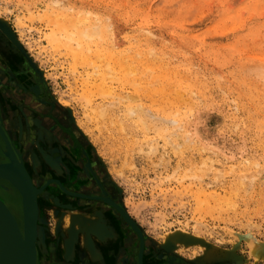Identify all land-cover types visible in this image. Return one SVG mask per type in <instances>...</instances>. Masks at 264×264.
I'll list each match as a JSON object with an SVG mask.
<instances>
[{"label":"rangeland","instance_id":"rangeland-1","mask_svg":"<svg viewBox=\"0 0 264 264\" xmlns=\"http://www.w3.org/2000/svg\"><path fill=\"white\" fill-rule=\"evenodd\" d=\"M55 1L62 7L57 9ZM71 11L86 14L91 27L94 20L92 28L101 27H97L98 37L106 46L102 51L111 56L118 50L120 58L124 56L121 61L101 58L98 53L103 52H96L98 47L93 45L95 60L81 64L64 46L51 42L50 34L56 33L53 22H62ZM76 17L82 18L80 14ZM0 31L27 60L51 101L64 110L118 191L127 216L155 249L190 264H264V76L260 75L264 74V0H0ZM109 41H115L114 45ZM148 50L158 57L154 71L162 76L153 79L155 89L148 87L153 61L146 62L153 66L147 69L139 56L149 54ZM138 58L142 64L134 61ZM132 61L139 72L141 65L148 72L146 77L142 74L140 80H146L139 81L141 85L135 76L136 83L130 84L131 74L127 77L131 80L122 76ZM88 75L93 86L104 79L103 87L112 93L97 90L91 82L85 88ZM156 88L164 95L154 94ZM100 105L112 107L105 118L96 119L94 110ZM136 105L142 110L137 117L130 114ZM175 108L180 115L187 114L179 115V126L188 132L198 127L193 140L197 145L183 146L182 137H177L181 132L177 136L170 133L177 138L173 140L152 128L164 118L172 119ZM84 114L92 120L85 122ZM76 122L89 127L91 137ZM53 216L56 227L60 223L64 231L62 247L67 256L75 231L84 246L90 235H103L102 231L96 234L97 226L92 223L84 226L87 217L76 224L81 220L69 212L66 218ZM68 230L74 235H68ZM67 236L69 248L64 244ZM249 239L261 246L257 260L249 253Z\"/></svg>","mask_w":264,"mask_h":264},{"label":"flooded vegetation","instance_id":"flooded-vegetation-1","mask_svg":"<svg viewBox=\"0 0 264 264\" xmlns=\"http://www.w3.org/2000/svg\"><path fill=\"white\" fill-rule=\"evenodd\" d=\"M0 122L9 147L20 151L21 158L15 154V159L40 191L35 204L42 242L38 235L34 264L57 263L52 252L64 231L57 229L53 215L66 218L68 212L87 217L92 225L97 223L103 228V235H90L86 246L75 231L72 247L82 253L88 248L103 255L114 253L113 264H190L175 254L155 249L127 216L118 191L75 133L64 110L51 101L27 60L1 31ZM3 151L0 136V164L8 161ZM0 200L20 224V195L2 178Z\"/></svg>","mask_w":264,"mask_h":264},{"label":"bare ground","instance_id":"bare-ground-1","mask_svg":"<svg viewBox=\"0 0 264 264\" xmlns=\"http://www.w3.org/2000/svg\"><path fill=\"white\" fill-rule=\"evenodd\" d=\"M56 2V1H55ZM54 2V4L56 5V7H57V9H58V6L59 7H62L60 4H59V2H56L55 3ZM53 5V4H52ZM54 7V6H53ZM65 8V7H64ZM67 8H68V6H67ZM60 10H62L63 8H59ZM53 10V9H52ZM55 10V9H54ZM69 11H70V9H68ZM73 10V9H72ZM64 11V10H63ZM82 11V10H81ZM65 12V11H64ZM76 12V11H75ZM67 13H68V11H67ZM71 13L72 14H69V15H64L65 17H62L64 20H62V19H60L62 22H53L54 24H55V31H56V33H51L50 34V36H49V38H50V41L51 42H54L55 44H56V46L58 45V46H64L65 47V50L67 51V53H68V55H70L71 57H73L74 59H75V61H79L81 64L83 63V64H85V63H88L89 61H92V58H94V53L95 54H97L96 52L97 51H102L106 46H104V43H102L103 41H102V37L100 38V37H98L99 36V34L100 33H98L97 32V27H100V26H97L96 27V25H95V28H92L93 27V24L95 23L94 22V20H93V24H91L92 25V27L89 25V23L88 22H90L88 19H85L86 17H85V15H83L82 16V14L81 13H75V14H73V12L71 11ZM62 14V13H61ZM76 14H77V16H78V14H80V17H82V18H78L77 19V17H76ZM58 15V14H57ZM146 15V14H145ZM58 16H60V15H58ZM66 16H67V18H66ZM91 16V15H90ZM97 16V15H96ZM94 17H95V15H94ZM60 18V17H59ZM90 18V17H89ZM93 18V17H92ZM99 18V17H98ZM91 19V18H90ZM95 19V18H94ZM97 19V18H96ZM108 20V19H107ZM97 21V20H96ZM102 21V20H101ZM100 22V21H99ZM110 22V21H109ZM108 22V23H109ZM53 24V25H54ZM100 24V23H99ZM105 25V24H104ZM109 25V24H108ZM101 26H103L102 24H101ZM110 27V26H109ZM101 28V27H100ZM233 28V27H232ZM107 29V28H106ZM71 30V33L69 32ZM101 30V29H100ZM99 31V30H98ZM102 31V30H101ZM101 31H99V32H101ZM106 31V30H105ZM69 32V33H68ZM102 33V32H101ZM104 33V32H103ZM102 33V34H103ZM106 35V34H105ZM104 35V36H105ZM146 36V35H145ZM108 37V36H107ZM48 38V39H49ZM105 38V37H104ZM106 39V38H105ZM114 39V38H113ZM113 39H112V41H113ZM106 41V40H105ZM109 42H111V41H109ZM115 42V41H114ZM114 42H111L112 43V45H114ZM108 44V40H107V42H106V45ZM54 45V44H53ZM93 45L96 47H98V49H96V52H94L93 53V51H92V47H93ZM109 45V44H108ZM109 46H111V44L109 45ZM117 47V46H116ZM149 47V46H148ZM95 48L93 47V50H94ZM100 49V50H99ZM109 49V48H108ZM107 48L105 49L106 51L108 50ZM147 49L148 48H146V50H144V52H146L147 51ZM64 50V51H65ZM104 50V51H105ZM110 50V49H109ZM116 50V49H115ZM59 51V50H58ZM149 51V54L151 55H149L148 53L146 54L145 53V55L143 54V53H141L140 55L139 54H137V55H139V56H142L141 58H142V63L143 62H145V66L146 65H148V64H151V62H152V65H154V61H156L157 59H156V57L157 56H155V54L151 51L150 52V50H148ZM103 52V51H102ZM112 52V51H111ZM117 52V53H116ZM114 51L113 53H111V56H110V53L108 52H103V54H99L98 53V55H100L101 56V58L103 57V59L104 58H108L107 60H109V58L112 60L111 62L112 63H118L119 61V59H120V61H121V58L122 57H124V56H122V54H121V58H120V54L118 53L119 51L117 50V51ZM62 53H64V52H62ZM104 53L106 54V56H104ZM134 53V52H133ZM140 53V52H139ZM66 54V53H65ZM119 54V55H118ZM123 54H124V52H123ZM136 54V53H135ZM134 54V55H135ZM67 55V56H68ZM133 55V56H134ZM99 56V57H100ZM128 56V55H127ZM136 56V55H135ZM138 56V57H139ZM97 57V59H98V56H96ZM256 57V56H255ZM127 58V57H126ZM140 58V57H139ZM139 58L137 59V60H134V61H136L137 62V64L140 62V64H142L141 63V59L139 60ZM158 58V57H157ZM100 59V58H99ZM105 59V60H106ZM129 59V58H128ZM93 60H95V58L93 59ZM124 60V59H123ZM130 60H132V59H130ZM138 60H139V62H138ZM110 62V63H111ZM148 62H150V63H147ZM157 62V61H156ZM109 63V62H108ZM124 63V62H123ZM131 64H130V66H129V68H128V66H127V68L125 67V69L123 68V70H125V75H124V71H121L122 73H123V77H125L126 76V78L127 77H129L130 76V74H131V77L133 78L134 76L136 77V79H137V83L139 84V85H141L140 84V82H142V81H145V80H140V79H142L143 78V75L147 72V70H144V71H146V72H143L142 71V68H146L145 66L144 67H142V65H141V71L143 72V73H141V71L139 72L138 71V68H137V65H136V68L133 66V64L135 63V62H130ZM158 63H161L160 62V60H159V62ZM136 64V63H135ZM162 64V63H161ZM92 65H93V63H92ZM112 66H113V64H112ZM122 66V65H121ZM160 65L159 64H157V68L159 67ZM95 67H97V66H95ZM94 67V68H95ZM119 67V66H118ZM152 68L151 66H147V69L148 68ZM73 68V67H72ZM92 68V67H91ZM156 69V67H155V65H154V67L152 68V70H150V69H148V72L151 74V76H149V79H151L152 80V82L150 83V80L148 79V81H146L145 83H146V87H147V85H148V83H150L151 85L152 84H155V83H153V81L154 80H156V79H159V77H160V73H157V72H155L154 70ZM93 69V68H92ZM127 69V70H126ZM160 69H161V67H160ZM119 70H120V68H119ZM256 70H258V69H256ZM263 70V69H262ZM97 70H95V72H96ZM115 71V70H114ZM127 71H128V73H127ZM157 71V70H156ZM93 72V71H92ZM106 72H107V70H106ZM118 72V71H117ZM121 72H120V74H121ZM147 72V73H148ZM159 72V71H158ZM160 72H161V70H160ZM258 72V71H257ZM108 73H110V71L108 72ZM146 73V74H147ZM262 73H263V71H262ZM99 74V73H98ZM143 74V75H142ZM97 75V74H96ZM100 75V74H99ZM114 75V74H113ZM169 75V74H168ZM173 75H174V73H173ZM261 76L263 75L264 76V74H260ZM93 76V75H92ZM91 76V77H92ZM98 76V75H97ZM145 76V75H144ZM175 76V75H174ZM90 76L88 75V77H86L85 79H84V81H83V85H84V87L85 88H87L89 85H90V82H91V84H92V86H93V83L94 82H92L91 80H90V78H89ZM101 77V76H100ZM105 77V76H104ZM107 77V76H106ZM114 77V76H113ZM119 77V76H118ZM146 77V76H145ZM162 77V76H161ZM161 77H160V79H161ZM102 79H103V77H101ZM116 78V77H115ZM121 78V77H120ZM130 78V77H129ZM129 78H127L128 80H131V79H129ZM148 78V77H147ZM163 78H165L164 77V74H163ZM173 78V77H172ZM83 79V78H82ZM100 79V78H99ZM122 79V78H121ZM120 79V80H121ZM135 78H133L131 81L132 82H130V84H132V85H134V83H136V81L134 80ZM154 79V80H153ZM175 79V78H174ZM263 79V78H262ZM104 80V79H103ZM103 80H100V82L99 83H97L96 85L94 84V86H95V88L97 89V90H102L104 87H103V85H105V84H102L103 82ZM117 80V79H116ZM123 80V79H122ZM126 80V79H125ZM170 80V79H169ZM169 80H168V82H169ZM99 81V80H98ZM119 81V80H118ZM140 81V82H139ZM181 81V80H180ZM127 82V81H126ZM158 82V81H157ZM167 82V83H168ZM171 82V81H170ZM179 82V81H178ZM149 84V88L151 87H153L154 89H155V87L152 85H150ZM169 84V83H168ZM167 84V85H168ZM174 84H176V83H174ZM185 84V83H184ZM123 86H124V84H122ZM187 85V84H186ZM185 85V86H186ZM195 85V84H194ZM93 86V87H94ZM179 86V85H178ZM83 87V86H82ZM91 87V86H90ZM105 87H106V85H105ZM128 87V86H127ZM142 87L144 88V86L142 85ZM146 87H145V89H146ZM147 87V88H148ZM180 87V86H179ZM182 87V86H181ZM138 88V87H137ZM148 88V89H149ZM167 88V87H166ZM173 88H174V86H173ZM172 88V89H173ZM105 89V88H104ZM103 89V90H104ZM140 89V88H139ZM142 89V88H141ZM140 89V90H141ZM152 90L153 92H155L154 94H158L159 96L158 97H160V95H164V91H162L160 88H159V90H157V88H156V91L155 90ZM189 89V88H188ZM102 90V91H103ZM109 94H111L110 93V91H108L107 89H105ZM110 90V89H109ZM134 90V89H133ZM139 90V91H140ZM169 90V89H168ZM174 90V89H173ZM176 90L177 89H175V92H176ZM106 91L104 92V93H106ZM151 91V92H152ZM181 91H183V90H181ZM187 91V90H186ZM206 91V90H205ZM90 92H92V91H90ZM96 92V91H95ZM98 92V91H97ZM114 92V91H113ZM136 92V91H135ZM149 92H150V89H149ZM185 92V91H184ZM189 92V91H188ZM85 93V92H84ZM87 93V92H86ZM140 93H141V91H140ZM170 93H171V90H170ZM173 93V92H172ZM190 93V92H189ZM192 93V92H191ZM103 94V93H102ZM136 94H138V92L136 93ZM150 94V93H149ZM152 94V93H151ZM150 94V95H151ZM154 94L153 95H151V96H154ZM169 94V93H168ZM175 94V93H174ZM177 94V93H176ZM184 94V93H183ZM198 94V93H197ZM86 95H88V93L86 94ZM96 95H98V94H96ZM114 95V94H113ZM185 95V94H184ZM169 96V95H168ZM180 96H182V95H180ZM179 96V97H180ZM192 96H194V94L192 95ZM95 97V96H94ZM97 97V96H96ZM99 97V96H98ZM115 97V96H114ZM175 97H176V95H175ZM177 97H178V95H177ZM189 97V96H188ZM79 98V97H78ZM77 98V99H78ZM92 98V97H91ZM104 98H105V96H104ZM113 98V97H112ZM182 98V97H181ZM88 99V98H87ZM139 99V98H138ZM150 99V98H149ZM156 99V98H155ZM177 99V98H176ZM179 99V98H178ZM119 100V99H118ZM120 101H122V100H120ZM127 101V100H126ZM151 101H152V99H151ZM167 101H168V99H167ZM169 101H171V100H169ZM59 102L60 103H62L63 105H67L68 104V101H65V100H59ZM90 102V101H89ZM115 102V101H114ZM116 102H117V100H116ZM135 102V101H134ZM162 102V101H161ZM172 102V101H171ZM170 102V103H171ZM176 102L178 103V100H176ZM179 102H181L180 101V99H179ZM70 103V102H69ZM128 103V102H127ZM154 103H156V102H154ZM174 103V102H173ZM182 103H184L183 101H182ZM71 104V103H70ZM113 104V103H112ZM129 104H131V102L129 103ZM128 104V105H129ZM134 104V103H133ZM172 104V103H171ZM170 104V105H171ZM174 104H176V103H174ZM185 104H187V103H185ZM190 104V103H189ZM179 105V104H178ZM126 106V105H125ZM160 106V105H159ZM158 106V107H159ZM162 106V105H161ZM160 106V107H161ZM172 106V105H171ZM171 106H170V109H171ZM188 106V105H187ZM112 107V106H111ZM109 105H100L97 109L95 108V114H96V119L97 118H100L101 117V119L104 117L105 118V116L108 114L107 112H108V110L111 108ZM136 109H135V106H134V108L133 109H135V110H137L138 109V113L135 111V112H133L132 110L133 109H131V113L130 114H132V116L133 115H135L136 117L138 116L137 114H139V112L140 111H142V110H139V108H138V106L136 105ZM178 107V106H177ZM184 107H185V105H184ZM69 108H71V107H69ZM162 108V107H161ZM186 108V107H185ZM189 108H191V107H189ZM130 109V108H129ZM151 109V108H150ZM158 109V108H157ZM157 109H155V110H157ZM154 110V109H153ZM161 110V109H160ZM164 110V109H163ZM178 110L179 109H176L175 108V111H174V113H172L173 114V116L172 115H170V113H168V111L166 112V113H168L171 117H172V119H170V118H168L167 117V115H165L166 113H164L163 114V116L165 115V117H167V118H164L160 123H155L154 125H153V127L152 128H156L157 130H158V133L160 134H162V135H166L168 138H170V136L172 137L173 135H175L176 133H178V132H181L180 133V135H179V133H178V135L179 136H177V135H175V136H177L178 138H181V139H183L182 140V144H183V146H185L186 144H188V146L190 145V147L191 146H193L192 144L194 143V138H195V140H196V137L198 136V131H197V128L195 127L194 129H192V131H189L188 132V130H185V128H183L182 126H179L178 125V123H180L181 121V117L180 116H182V114H183V116L182 117H184L185 116V114L183 113V112H181V115H180V113L178 112ZM192 110V109H191ZM145 111V110H144ZM170 111V110H169ZM180 111V110H179ZM164 112V111H163ZM190 112V111H189ZM127 113V112H126ZM133 113H136V114H133ZM190 113H192V112H190ZM190 113H189V115H190ZM127 115V114H126ZM143 115V114H142ZM175 115V116H174ZM180 115V116H179ZM187 115V114H186ZM132 116H130V117H132ZM135 117V118H136ZM150 117V116H149ZM147 118V120H148V122L150 121V118ZM84 118H85V122H87L88 120H92V119H90V116L88 115V114H84ZM92 118V117H91ZM174 118V119H173ZM117 119V118H116ZM141 119V118H140ZM135 120V119H134ZM142 120V119H141ZM135 121H137V120H135ZM146 122V120H143V122ZM152 121V120H151ZM138 122H139V120H138ZM142 121H141V123H143ZM153 123H154V119H153V121H152ZM151 122V123H152ZM1 123V122H0ZM77 123V125H78V127L79 128H81L82 130H83V132L86 134V135H88L89 136V130H88V128L87 127H83L84 126V123L83 122H76ZM91 123V122H90ZM116 123V122H115ZM136 123V122H135ZM141 123H140V126H141ZM89 124V123H88ZM139 124V123H138ZM147 124V123H146ZM145 124V127H149V124L148 125H146ZM90 125V124H89ZM92 125V124H91ZM119 125V124H118ZM177 125V126H176ZM192 125V124H191ZM88 126V125H87ZM173 126V127H172ZM1 127V126H0ZM99 127V126H98ZM144 127V126H143ZM144 127V128H145ZM85 128H87V129H85ZM151 128V129H152ZM187 128V127H186ZM189 128V127H188ZM123 129V128H122ZM138 129V128H137ZM147 128H145V130H146ZM157 130H155V132L157 131ZM92 131V130H91ZM149 131V130H148ZM182 131H183V133H182ZM154 132V133H155ZM157 133V132H156ZM170 133H172L171 135H169ZM146 134V133H145ZM164 135V136H165ZM89 137H91V136H89ZM166 137V139L168 140V138ZM164 139V138H163ZM172 139L174 140H176L177 138L176 137H172ZM172 139H169V142H170V140H172ZM201 140V139H200ZM173 142V141H172ZM201 142H203L202 140H201ZM201 142H199V139H198V142L197 143H200V144H203V143H201ZM176 142H174V144H173V146L174 145H176L175 144ZM171 144V143H170ZM195 145H197L196 143H194ZM206 145H207V143H205ZM211 144H212V142H211ZM187 145H186V147H188ZM201 146V145H200ZM175 147V146H174ZM190 147H188V148H190ZM196 147V146H195ZM204 148H206L205 146H203ZM203 147H200V149L202 148V149H204ZM199 148V147H198ZM198 148H197V150H198ZM11 149V152H13L12 154H13V156L16 158V155L17 156H19L20 155V151L18 150V148H16V147H14V149L12 150V148H10ZM176 149V148H175ZM194 149H196V148H194ZM205 150H208L207 148L205 149ZM204 150V151H205ZM209 150H212V148L210 147V149ZM208 150V151H209ZM214 150V149H213ZM200 151V150H199ZM215 151V150H214ZM211 152V151H210ZM215 153V152H214ZM217 153H219V152H217ZM216 153V154H217ZM16 154V155H15ZM206 154H207V151H206ZM214 155V154H213ZM222 155H224V154H222ZM20 157V156H19ZM226 157V156H225ZM21 158V157H20ZM212 158V157H211ZM223 158V157H222ZM17 159V158H16ZM211 160V159H210ZM229 160V159H228ZM212 162V161H211ZM216 163H218V162H216ZM20 164V163H19ZM21 165V164H20ZM21 167H22V169H23V171H24V173L26 174V176L28 177V179H29V182H30V184H31V190H32V194H33V198H34V203H35V198H36V196H37V194H38V191L34 188V185H33V183L31 182V179H30V177H29V175H28V173L26 172V170L23 168V166L21 165ZM234 167V166H233ZM117 176V175H116ZM14 197V196H13ZM1 201V200H0ZM4 205H5V203L3 202V201H1ZM5 207L8 209V207L5 205ZM9 210V209H8ZM37 208H36V204H35V224H34V228H33V243H34V246H35V251H36V242H37V238H38V235H39V226H38V224H37V222L36 221H38L37 220ZM15 211V210H14ZM20 211H21V216H20V224L16 221V219H15V217L13 216V214L11 213V211L9 210V212L11 213V215L13 216V218L15 219V221H16V223H17V225L19 226V228L21 229V225H22V204H21V197H20ZM13 212V211H12ZM74 217H75V219H79V220H81V221H79V222H77L76 224H82V223H84V226L85 227H89V225L87 224V223H91V221L90 220H86L85 222H82V220L85 218V217H83V216H79L78 214L77 215H74ZM74 219V220H75ZM61 221V220H60ZM63 221V220H62ZM77 221V220H76ZM74 221H72V223H73ZM82 222V223H81ZM93 222V221H92ZM57 223V222H56ZM74 224V223H73ZM60 226H61V224L60 223H58L57 224V228L59 229L60 228ZM96 226H97V228L96 227H94V226H92V227H94L95 229H97V231L98 232H96V234L98 233V234H100V232L101 231H103V229L100 227V226H98L97 225V223H96ZM101 228V229H100ZM41 230V229H40ZM66 231V230H65ZM74 232V231H73ZM179 233H181L182 234V232H179ZM68 235H74V234H71V232L68 230ZM168 236V234L164 237V238H166ZM66 238V237H65ZM70 237H68L67 236V238L66 239H64L65 240V246L67 247V248H69V246H68V244H69V239ZM88 239V238H87ZM42 242V241H41ZM248 246H249V253H250V255L254 258V260H257L258 258H259V249L261 248V246L260 245H258V244H256V242H254L253 240H251V239H249L248 240ZM65 247V248H66ZM40 248V247H39ZM42 249V248H41ZM67 250H70V249H67ZM1 252H2V235H1V232H0V254H1ZM43 254V253H42ZM35 263V262H34Z\"/></svg>","mask_w":264,"mask_h":264},{"label":"water","instance_id":"water-1","mask_svg":"<svg viewBox=\"0 0 264 264\" xmlns=\"http://www.w3.org/2000/svg\"><path fill=\"white\" fill-rule=\"evenodd\" d=\"M0 136L4 143L2 154L8 159L6 163L0 164V178L6 180L17 190L21 197L23 212V221L20 229L9 210L0 201V232L2 235L0 264H34L33 228L35 224V203L31 184L21 165L13 156L1 127ZM138 264H140L139 261Z\"/></svg>","mask_w":264,"mask_h":264},{"label":"crops","instance_id":"crops-1","mask_svg":"<svg viewBox=\"0 0 264 264\" xmlns=\"http://www.w3.org/2000/svg\"><path fill=\"white\" fill-rule=\"evenodd\" d=\"M62 245L63 241L61 240L60 243H56V249L52 252L57 261L56 264H113L116 257V254L108 252H105L104 255L99 251L92 253L90 250L82 253L79 250H75L74 247H72L67 256L65 255V250H63Z\"/></svg>","mask_w":264,"mask_h":264}]
</instances>
